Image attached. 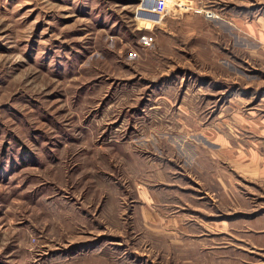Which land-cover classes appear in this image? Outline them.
<instances>
[{"label": "rangeland", "instance_id": "1", "mask_svg": "<svg viewBox=\"0 0 264 264\" xmlns=\"http://www.w3.org/2000/svg\"><path fill=\"white\" fill-rule=\"evenodd\" d=\"M165 1L153 25L135 20L140 0H0V264H264V231L208 229L168 251L137 221L146 173L130 166H167L192 191L201 167L223 182L234 169L218 145L236 146L237 123L217 115L264 91V64L238 56L230 23L260 29L264 0Z\"/></svg>", "mask_w": 264, "mask_h": 264}, {"label": "crops", "instance_id": "2", "mask_svg": "<svg viewBox=\"0 0 264 264\" xmlns=\"http://www.w3.org/2000/svg\"><path fill=\"white\" fill-rule=\"evenodd\" d=\"M231 19L230 23L234 29L231 34L239 53L238 56L243 55L250 65L257 60L264 64V20L259 26L260 29H255L253 20L250 21L247 16H232ZM212 58L214 59V56ZM238 62L232 63L233 70L241 73V65H238ZM256 81L253 79L249 83L252 85ZM261 87L264 88V84ZM262 92L256 96L255 94L251 96H237L236 94L234 99L230 100V104L233 102L235 104V112L228 115L226 112L233 108L225 106L217 115L216 124L220 127H223L228 119L230 121L234 119L237 123L234 129L238 138L236 146L231 147L226 143L228 141L218 145L222 153V163L224 165L228 163V166L234 169L233 172L229 171V174L223 173V182L216 177L207 180L210 178L209 172L201 167V170L198 169L201 171L198 190L192 191L186 185L173 184L170 181V175L175 173V170H169L167 166L163 168L166 172L159 171L158 163L144 158L141 163H138L140 166H130L132 174L137 175L140 170L146 173L143 175V181L138 180L139 182L135 184L137 196L142 199L136 209L137 221H140L139 223L145 227V230L155 233L156 240L166 245L168 251L181 250L184 247L182 245L189 239L193 240L201 236L208 229L215 230L213 232L233 234L234 239L238 233L244 241L246 237H250L252 232L264 231V91ZM256 97L257 103L245 110L243 104L252 103ZM230 131L233 130L221 128L217 132L213 131L212 134L222 138ZM204 135L201 137L208 139V135ZM203 155L211 158L209 152H203ZM166 164H170L169 166L173 168L168 161ZM235 174L238 175L239 182L235 180ZM144 181L150 184L156 182L155 184L163 186L145 185ZM182 193L188 195L191 193V197L187 199ZM175 208H179L178 212L170 213ZM187 208L197 213L200 219H195L196 216L186 213ZM259 209H262L263 213L258 218H246ZM213 211H225L226 220L214 221L216 217L210 216ZM236 214H241L245 219H236L234 217ZM202 218L213 222L207 223Z\"/></svg>", "mask_w": 264, "mask_h": 264}, {"label": "built area", "instance_id": "3", "mask_svg": "<svg viewBox=\"0 0 264 264\" xmlns=\"http://www.w3.org/2000/svg\"><path fill=\"white\" fill-rule=\"evenodd\" d=\"M180 5V4H179ZM169 9L165 0H140L135 10V20L137 22H150L153 25L162 23V20L168 15ZM215 17L213 12L205 11V17Z\"/></svg>", "mask_w": 264, "mask_h": 264}]
</instances>
